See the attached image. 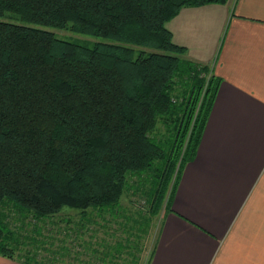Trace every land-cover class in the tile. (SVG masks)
<instances>
[{"label": "trees", "instance_id": "obj_1", "mask_svg": "<svg viewBox=\"0 0 264 264\" xmlns=\"http://www.w3.org/2000/svg\"><path fill=\"white\" fill-rule=\"evenodd\" d=\"M227 1L0 0V255L64 264L74 246L88 250L53 227L69 207L115 237L99 264H140L124 245L132 217L152 224L171 207L221 82L167 23L184 6ZM153 171L148 207L122 208L133 178Z\"/></svg>", "mask_w": 264, "mask_h": 264}, {"label": "crops", "instance_id": "obj_2", "mask_svg": "<svg viewBox=\"0 0 264 264\" xmlns=\"http://www.w3.org/2000/svg\"><path fill=\"white\" fill-rule=\"evenodd\" d=\"M167 25L187 47L185 57L208 65L221 82L172 205L165 202L152 220L149 264H264V0L184 6ZM67 212L53 218L58 236L90 243L62 262L101 263L104 240L115 239L106 220ZM0 264L29 263L0 255Z\"/></svg>", "mask_w": 264, "mask_h": 264}, {"label": "rangeland", "instance_id": "obj_3", "mask_svg": "<svg viewBox=\"0 0 264 264\" xmlns=\"http://www.w3.org/2000/svg\"><path fill=\"white\" fill-rule=\"evenodd\" d=\"M54 31L58 34V36H61L63 38L68 39H79V40H89L93 39L91 37L78 34L72 31L68 30H58L54 29ZM160 173L157 171L151 172V174H148L145 178L139 180L137 182V177L133 178V181H131V187L126 189L124 192L122 198H121V207L125 208L127 206H134V207H148V203L151 202L152 196L155 193L156 189L159 186L160 183ZM130 200H132V204H130ZM130 207V208H133ZM63 210H71V208L66 207ZM71 212V211H70ZM67 215V213H61V215ZM58 216V215H57ZM56 216V217H57ZM137 220H134L132 217V221L135 222V231L133 232V237H126L124 238V245L132 246L136 248L139 251L138 253H134L137 257L140 256V264H145L146 260L150 256V252L153 247V235H152V224L150 222L149 216H144L143 218H136ZM151 224V225H150ZM119 245V244H118ZM139 255V256H138Z\"/></svg>", "mask_w": 264, "mask_h": 264}]
</instances>
